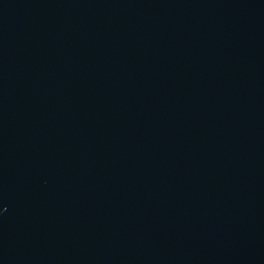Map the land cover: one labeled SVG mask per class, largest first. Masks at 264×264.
<instances>
[{
	"label": "water",
	"instance_id": "water-1",
	"mask_svg": "<svg viewBox=\"0 0 264 264\" xmlns=\"http://www.w3.org/2000/svg\"><path fill=\"white\" fill-rule=\"evenodd\" d=\"M0 264H264V0H0Z\"/></svg>",
	"mask_w": 264,
	"mask_h": 264
}]
</instances>
